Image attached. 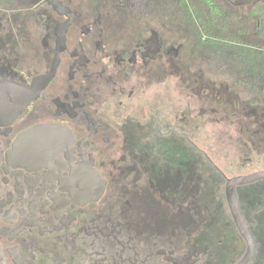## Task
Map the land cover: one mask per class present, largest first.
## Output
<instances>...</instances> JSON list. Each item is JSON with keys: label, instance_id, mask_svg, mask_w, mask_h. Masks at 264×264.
Returning a JSON list of instances; mask_svg holds the SVG:
<instances>
[{"label": "flooded vegetation", "instance_id": "obj_1", "mask_svg": "<svg viewBox=\"0 0 264 264\" xmlns=\"http://www.w3.org/2000/svg\"><path fill=\"white\" fill-rule=\"evenodd\" d=\"M258 173L264 0H0V264H251Z\"/></svg>", "mask_w": 264, "mask_h": 264}, {"label": "water", "instance_id": "obj_2", "mask_svg": "<svg viewBox=\"0 0 264 264\" xmlns=\"http://www.w3.org/2000/svg\"><path fill=\"white\" fill-rule=\"evenodd\" d=\"M8 89L10 90L11 93H13L10 86L8 87V85H2L3 96L12 95L11 93L5 94V91H8ZM257 179H264V173H258V174H253V175H249L245 177H239V178L232 180V182H234L235 185H245ZM226 197H227L229 207L231 209L232 216L234 218V222L238 228V231L242 239L244 240L246 244V250L242 258L236 264H248L252 258L254 248H253V243H252L251 236L247 228V225L245 224L243 217L241 216L238 210L237 201H236L233 187H231L230 190H227Z\"/></svg>", "mask_w": 264, "mask_h": 264}, {"label": "trees", "instance_id": "obj_3", "mask_svg": "<svg viewBox=\"0 0 264 264\" xmlns=\"http://www.w3.org/2000/svg\"><path fill=\"white\" fill-rule=\"evenodd\" d=\"M264 190V185L261 186L260 190ZM242 204L240 205L242 215L244 216L245 220L247 221L248 228L251 230L253 221V215L250 212V201H244L242 200ZM259 211L263 212L264 211V206L263 208H260ZM257 240L254 241L255 243V248H256V254L254 261H252L251 264H262V258H264V226H259L257 229Z\"/></svg>", "mask_w": 264, "mask_h": 264}, {"label": "rangeland", "instance_id": "obj_4", "mask_svg": "<svg viewBox=\"0 0 264 264\" xmlns=\"http://www.w3.org/2000/svg\"><path fill=\"white\" fill-rule=\"evenodd\" d=\"M210 127H213L212 125ZM201 137V136H200ZM209 142H213L212 138L210 137Z\"/></svg>", "mask_w": 264, "mask_h": 264}]
</instances>
